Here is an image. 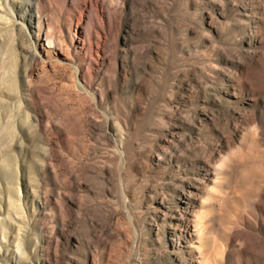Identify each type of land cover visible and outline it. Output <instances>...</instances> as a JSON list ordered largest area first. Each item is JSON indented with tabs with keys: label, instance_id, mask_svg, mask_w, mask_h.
I'll list each match as a JSON object with an SVG mask.
<instances>
[{
	"label": "rangeland",
	"instance_id": "rangeland-1",
	"mask_svg": "<svg viewBox=\"0 0 264 264\" xmlns=\"http://www.w3.org/2000/svg\"><path fill=\"white\" fill-rule=\"evenodd\" d=\"M0 264H264V0H0Z\"/></svg>",
	"mask_w": 264,
	"mask_h": 264
}]
</instances>
